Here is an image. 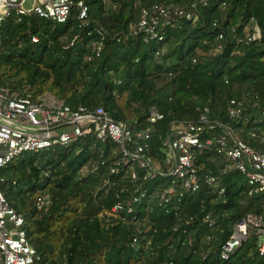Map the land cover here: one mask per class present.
Returning a JSON list of instances; mask_svg holds the SVG:
<instances>
[{
	"label": "trees",
	"instance_id": "obj_1",
	"mask_svg": "<svg viewBox=\"0 0 264 264\" xmlns=\"http://www.w3.org/2000/svg\"><path fill=\"white\" fill-rule=\"evenodd\" d=\"M84 1V26L75 10L65 23L35 15L6 20L0 84L28 87L70 106H102L134 131L151 127L148 154L156 163L168 155L162 139L181 122L197 121L200 112L210 126L204 137L223 135L264 152V0H153L187 8L194 3L197 11L195 21H175L157 43L131 31L138 19L133 0H114V9L102 0ZM250 24L259 37L248 39ZM231 99L239 103L237 116L229 115ZM151 106L163 114L152 126ZM114 147L88 136L68 147L23 153L2 169L1 191L23 215L41 264H264L252 231L228 258L220 257L236 219L264 215V191L249 193L222 153L197 152L200 188L159 204L155 192L170 178L131 180L121 166L110 173ZM209 176L217 187L207 183ZM140 191L145 197L133 202L132 212L112 209ZM46 194L48 207L41 211L37 204Z\"/></svg>",
	"mask_w": 264,
	"mask_h": 264
},
{
	"label": "built area",
	"instance_id": "obj_2",
	"mask_svg": "<svg viewBox=\"0 0 264 264\" xmlns=\"http://www.w3.org/2000/svg\"><path fill=\"white\" fill-rule=\"evenodd\" d=\"M29 2V5H26ZM206 4L205 0H202ZM105 9H114V0H102ZM138 12L136 23L130 29L133 33L144 35V41L161 42L165 30L175 21L197 19L196 5L190 7L173 3H160L153 0H133ZM76 11L80 26L87 24L88 5L84 0H0V30L8 19L20 21L24 16L35 15L56 23H65ZM259 37L254 32L248 39ZM36 41V38H32ZM102 41L94 45L98 55ZM91 58L90 56L87 59ZM229 115L240 113L239 103L230 100ZM264 115V111L262 112ZM163 118L154 106L149 108L148 121L152 124ZM209 120L203 112L197 121L181 122L178 129L165 136L161 143L168 155L163 163H156L148 154L151 145L152 128L132 130L129 123L112 118L102 106L89 108L85 105L70 106L49 95H33L28 87L13 89L0 84V185L3 181L2 169L23 153H36L52 147H68L88 136L115 144L112 157L115 166L110 173H119V167L131 180L140 178L141 182L158 178H170L163 191L155 192L159 204L168 201V195L183 192L193 193L200 188V176L195 164L196 153L215 150L222 153L229 162L228 169L242 175L252 191H264V152L254 150L239 139L229 143L223 135L204 137ZM254 136V133H251ZM264 143V132L261 133ZM104 161H102L103 163ZM87 168V167H86ZM140 172V174L138 173ZM47 174V172H45ZM207 183L217 187L214 177H207ZM104 179V184H107ZM179 186V188L177 187ZM181 189V190H177ZM224 189L220 188L221 193ZM145 197V191L133 195L125 204L117 202L113 210L123 207L132 212L133 202ZM49 195H44L37 204L38 209L46 211ZM252 231L257 236V250L264 253V215L248 213L231 226V233L223 242L220 251L222 259L228 256L247 240ZM41 255L28 241L24 228V217L12 208L1 191L0 186V264H41ZM60 264H66L61 262Z\"/></svg>",
	"mask_w": 264,
	"mask_h": 264
},
{
	"label": "rangeland",
	"instance_id": "obj_3",
	"mask_svg": "<svg viewBox=\"0 0 264 264\" xmlns=\"http://www.w3.org/2000/svg\"><path fill=\"white\" fill-rule=\"evenodd\" d=\"M26 5L28 6V5H29V2H26ZM249 27H250L251 30L256 29V26H254V24H250ZM58 148H60V147H58ZM86 170H87L86 167H84V168L82 169L83 172H85Z\"/></svg>",
	"mask_w": 264,
	"mask_h": 264
}]
</instances>
